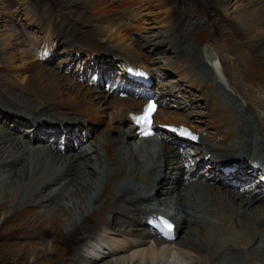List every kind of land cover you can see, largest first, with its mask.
Segmentation results:
<instances>
[{
    "label": "bare ground",
    "instance_id": "bare-ground-1",
    "mask_svg": "<svg viewBox=\"0 0 264 264\" xmlns=\"http://www.w3.org/2000/svg\"><path fill=\"white\" fill-rule=\"evenodd\" d=\"M69 1L70 7L81 4L80 0ZM214 4L221 8L218 0ZM119 19L108 16L104 21L108 28L96 26L99 30L87 31H78L72 25L56 31L53 25L39 24L34 31L38 35L31 41L26 39L24 43L18 35H10L0 43L1 60L7 66L4 76H0V101H6L8 96L27 111L40 109L49 115H78L86 119L84 124L57 127L36 121V114L30 119L13 118L9 110L0 111V261L5 257L12 264H186L183 259L194 257L196 264L218 263L221 259L225 264H244L245 260L246 264H264V54L257 58L245 54L231 42L216 40L214 31L201 18L191 21L189 54L177 65L192 70L194 76L183 81L185 92L193 86L200 88L201 98L196 106L205 100V106L200 107L202 112L196 114L209 112L211 126H217L207 134L201 125L205 121H189L194 112L171 123L169 96L162 91L153 93L150 87L136 85L127 78V68L132 66L126 61L140 62L138 59L143 56L134 42L129 43L127 34L122 36L129 28ZM239 20L245 37L262 38L256 19L248 16ZM153 37L162 38L149 40L154 51L160 44L170 43L176 57L181 55L177 50L178 35L163 30ZM34 38L38 40L36 44ZM66 40H70L67 48L77 55L96 45L130 53L136 59L118 58L106 51L89 55L88 59L117 57L124 62L116 67L119 73L114 67L84 66L86 74L100 75V87L94 89L68 79L41 58L40 53L49 55L52 45ZM9 49L13 51L7 52ZM17 62L20 65H15ZM158 69L161 67L151 71ZM105 80L106 87L101 90ZM119 89L159 97L155 124L162 143L155 151L156 157L152 156L153 150H148L152 139L132 141L137 135L129 113H142L143 97L112 99ZM216 102L221 112L215 107ZM9 123L18 131L23 125L29 126L31 134L26 132L27 139L15 135L6 128ZM169 124L177 127L175 132L169 130ZM113 133L118 136L112 138ZM60 140L66 148L57 147L59 152L54 151L53 146ZM191 146H195L193 153L188 150ZM67 150L72 152L63 154ZM194 155L202 164L207 162L196 175L185 171L187 160L197 159H193ZM220 155H239L246 161L237 162L226 172L222 170L224 163L216 162ZM179 177L180 189L176 191L171 185ZM79 192L85 193V197H79L80 202L74 200ZM257 194L262 195V201ZM89 206L93 207L92 212ZM143 206L152 213L143 211ZM36 207L43 208L44 213H38ZM158 209L170 215L175 225L166 236L161 233L165 228L154 224ZM116 213L124 216V221L121 228L112 229L110 220ZM3 230H9L8 235ZM99 232L109 237L103 239L100 234L96 238L94 235ZM177 232H181L178 237ZM1 238H6L3 243ZM46 239H50L48 243ZM120 239L131 245L148 240L152 246L146 250L137 248L127 260L125 256L117 257L119 251H124L119 246L123 244ZM110 240L118 245H112ZM17 242H23L21 248L16 247ZM88 243L92 244L91 251L87 250ZM164 245L173 251H160Z\"/></svg>",
    "mask_w": 264,
    "mask_h": 264
},
{
    "label": "rangeland",
    "instance_id": "rangeland-1",
    "mask_svg": "<svg viewBox=\"0 0 264 264\" xmlns=\"http://www.w3.org/2000/svg\"><path fill=\"white\" fill-rule=\"evenodd\" d=\"M80 2L81 4H79V7H70L69 5L71 3L69 0H0V43L4 40L7 41L6 39L10 35H18V37H20L19 41H23L24 43L26 42V39H30L29 41H31V38H33L35 35H38V33L34 31L39 29L37 27L39 24L43 25L47 23L53 25L56 31H61L68 25L74 26V28H76V30L78 31H87L99 30L96 26L108 28V24L104 22L105 18L108 16H112L113 18L118 19L120 18L119 21L125 22V24L129 28L127 33H122V36L127 34V37L131 39L129 43L134 42L135 49L139 54L143 56V58L138 59L140 60V62L133 60H129L126 62L128 65L131 64L130 66L132 67L137 66L145 69L153 76L152 77L150 75L154 80V85L150 87L153 93L162 91L163 93H165V95L169 96L168 103L170 105V108L168 111L172 116L171 123L177 120L179 116L186 117L188 113L194 112L195 114L189 117V121H205L201 125L202 128L205 129V133L207 134L214 132L217 126H211V115L209 114V112H204L203 115L196 114V112H202L201 110L203 109H200V107L205 106V100H202V103L199 106H196L197 102L201 98L200 88H196L195 86H193V89L191 90L188 87V89L191 91L185 92L187 88L185 82L183 81L184 79L188 81L190 76L193 75L192 70L190 67H178L177 65V63H183V61L189 54L187 46V36L189 34V26L191 21L196 20L197 18H201L206 22L210 31L212 33L214 31L216 40L231 42L237 45V47L241 51L245 52V54L256 58L257 56L264 54V0H218L221 8L215 6V0H80ZM248 16L256 19L259 23L257 30L262 35V38L251 39L249 37H245V35L242 33L243 31L241 29V23H239V19L241 17L244 18ZM163 30H169L173 35H178L177 50L181 51V55L179 57H176L177 54L172 51L171 48L173 47V45H171L170 43L160 44L157 51H154L151 45L149 46V40L159 41L162 39H154L153 35L158 34ZM102 32L106 33L105 31ZM39 41L41 43V39ZM67 41L70 40H66V43L63 41L56 42L54 45H52L53 49L48 52L49 55H47V52L40 53L41 58L45 59L44 61H47L45 62V64L48 67L53 68L55 71H59V73L65 74L68 79H74L75 82H78L79 84L85 86L88 85L89 87H92L94 89L100 87V75L98 73H90L89 75L86 74L85 70L82 69L84 66L88 67L90 65H99L107 67L106 69H112L113 67L116 69V67L124 63L123 60L118 61L117 57L120 58L123 56V59L124 57L136 59L130 53L126 54L121 51V54L116 50H110L108 48L104 49L96 45H92L89 50H81V54L77 55L67 48ZM96 41L111 46L108 42H101L100 39H96ZM80 42H84V40H81ZM33 44H36V42H33ZM115 44L119 45L117 43ZM22 46L23 45H21V47ZM13 47L15 48L18 46L13 45ZM37 47L42 48L39 45ZM37 47H35L36 50ZM0 48L3 47L0 45ZM10 51H13V49L7 50V52ZM103 51H106L107 53H113L117 55V57H113L112 60L104 56H94L92 57V59H88L90 58L89 55L95 53L103 54ZM1 57L2 53L0 54V76H4L7 66L6 64H4L5 61L1 60ZM105 60L109 61L104 62ZM60 62H63L62 66L60 68H56V65ZM15 65H20V62L15 63ZM154 67H161V69H158L157 72L153 73L151 69ZM116 70L118 71V73L120 72L118 68ZM112 72H114V70L110 71V73ZM200 74L203 75L202 73ZM112 75L113 74L109 76V79L112 78ZM193 80L195 82L198 81L196 77H194ZM106 82L107 81L105 80L104 83H102L101 90L106 87ZM11 87V90L16 91L14 86ZM119 95L120 92L116 95H113L112 99H115L116 97L125 99ZM6 101H0V107L2 109L0 111L4 112L5 109H7L10 113L14 114L11 115L7 112L12 117L20 116L22 118L30 119L32 117L31 115L36 114L34 115L36 116V121L52 124L57 127H63L73 124H84L86 121L83 116L78 115H49L48 113L43 112L40 109L27 111L23 108H20L15 100L9 98L8 96H6ZM9 101L11 103H9ZM214 105L218 110H220L217 102ZM42 118L46 120H42ZM57 118L59 119L58 121L53 120ZM23 126V129L18 131L17 128H13V126H10L9 123V125L7 124L6 128L13 131L15 135H21L20 137H22L23 139H27L25 137L26 132L27 134H31V130H29V126ZM101 126L105 127L106 125L103 124ZM169 127V130L172 129V132H175L177 129V127L174 128V124H169ZM117 136L118 133L111 134L112 138H116ZM88 140H91V138H89ZM135 140L137 141V139L135 138L132 141L134 142ZM31 143L32 145L37 144L34 142ZM161 143L162 140L160 136L157 139L151 140L149 146L150 148H148V150H153V157H156L155 151L159 150ZM86 144L89 145L90 141H87ZM64 146L65 144L62 143V140H60L57 142V146H53V150L59 152V148L63 150ZM235 150L242 151L244 150V148ZM71 152L72 151L67 150L63 152V154H68ZM143 157L146 158V154H143ZM194 158L198 159L197 164L200 165V167H197L196 169H193L192 167L186 169L185 167V171L187 170V172H189L190 174L196 175L197 173H199L198 170H200V172L204 170V168L207 166L205 165L207 164V162L205 164H202L197 155H194L193 159ZM181 161L182 160L180 159L178 160V162ZM208 161L212 164L215 163L211 159H208ZM240 161H246V159L242 158L239 155H220L216 160V162H218L219 164L224 163L225 166H230L233 162L237 163ZM211 173L213 177H218L217 174H214L213 172ZM260 174L259 176L261 177L262 175ZM181 179L182 177L174 179V183L173 185H171L172 188L177 189L176 191L180 189L179 185L181 184ZM161 182L162 179H160L158 185H161ZM118 185L121 186V184ZM73 191L75 190L73 189ZM93 193L94 191H91L90 194L92 195ZM80 196L85 197V193L79 192L78 196H76L74 200L80 202ZM87 196L89 197L90 195L87 193ZM256 196L260 199V201L263 200L261 194H257ZM89 208L90 212L94 210L92 206H89ZM35 209L40 214L44 213L43 208L36 207ZM46 217H48V215H46L45 218ZM60 218L62 219V216ZM123 221L124 216L119 213L113 214V217L110 220L111 228H121ZM1 224L2 220H0V227ZM62 227L63 231L66 232L67 229L64 227V225ZM2 232L3 234L8 235L9 230H3ZM60 232L61 230L58 233ZM100 234L103 233L99 232L94 236L98 238ZM180 234L181 232H177L176 236L178 237ZM107 237L109 236L103 234V239H106ZM111 238L117 239V237ZM4 239L1 238V243L4 242ZM32 239L36 241V243L40 242L38 238ZM173 239L176 238L174 237ZM49 240L50 239H46V242L48 243ZM85 240H87V238H85ZM122 241L123 244H119V246L121 250L124 249V251H122L121 253L119 251L117 257L122 258V256H125L127 260L130 259L137 248L140 247L146 250L152 246V241L148 240L147 242L143 241L136 245H131V242L129 241L125 243L124 239L119 240V242ZM110 243L112 245H118V243H115L114 240H110ZM16 244L17 248H21L23 242H17ZM88 244L90 246L89 248H87V250L91 251L92 244ZM169 249L170 251H173L170 246L164 245L162 246L160 251L164 252L168 251ZM111 255L112 254H110V256ZM135 259H137V257ZM6 260L7 259L5 257H2V261H0V264H12L9 260ZM222 260L223 259H221V261L218 263L209 262L208 264H225V262H223ZM183 261H185L186 264H196L197 262L194 257L183 259ZM104 262L106 261H103L102 263ZM243 263L246 264V260L243 261Z\"/></svg>",
    "mask_w": 264,
    "mask_h": 264
},
{
    "label": "snow or ice",
    "instance_id": "snow-or-ice-1",
    "mask_svg": "<svg viewBox=\"0 0 264 264\" xmlns=\"http://www.w3.org/2000/svg\"><path fill=\"white\" fill-rule=\"evenodd\" d=\"M154 111H155V106L154 105H150L149 107H148V109L146 110V113L142 116V117H140V118H138V120L140 121V122H142L145 126H148V125H150V123H151V116H152V114L154 113ZM166 229L167 230H171V224H167L166 223Z\"/></svg>",
    "mask_w": 264,
    "mask_h": 264
}]
</instances>
